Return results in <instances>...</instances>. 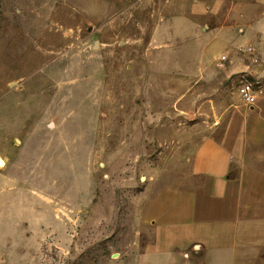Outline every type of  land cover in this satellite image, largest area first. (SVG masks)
I'll return each instance as SVG.
<instances>
[{
  "label": "rangeland",
  "instance_id": "1",
  "mask_svg": "<svg viewBox=\"0 0 264 264\" xmlns=\"http://www.w3.org/2000/svg\"><path fill=\"white\" fill-rule=\"evenodd\" d=\"M213 1L0 0V264H164L150 200L257 81L209 57Z\"/></svg>",
  "mask_w": 264,
  "mask_h": 264
},
{
  "label": "crops",
  "instance_id": "2",
  "mask_svg": "<svg viewBox=\"0 0 264 264\" xmlns=\"http://www.w3.org/2000/svg\"><path fill=\"white\" fill-rule=\"evenodd\" d=\"M197 7L219 23L211 60L223 53L226 75L249 73L262 97L221 139L200 141L150 200L145 222L153 245L143 255L164 264H264V0Z\"/></svg>",
  "mask_w": 264,
  "mask_h": 264
},
{
  "label": "built area",
  "instance_id": "3",
  "mask_svg": "<svg viewBox=\"0 0 264 264\" xmlns=\"http://www.w3.org/2000/svg\"><path fill=\"white\" fill-rule=\"evenodd\" d=\"M250 51V49H247ZM222 61L224 58L221 59ZM259 85L258 81H249L245 77H241L240 84L236 88V96L240 103L246 105L247 107H252L257 103L258 94L260 91L256 89Z\"/></svg>",
  "mask_w": 264,
  "mask_h": 264
},
{
  "label": "bare ground",
  "instance_id": "4",
  "mask_svg": "<svg viewBox=\"0 0 264 264\" xmlns=\"http://www.w3.org/2000/svg\"><path fill=\"white\" fill-rule=\"evenodd\" d=\"M3 166V162L0 160V167H2Z\"/></svg>",
  "mask_w": 264,
  "mask_h": 264
}]
</instances>
